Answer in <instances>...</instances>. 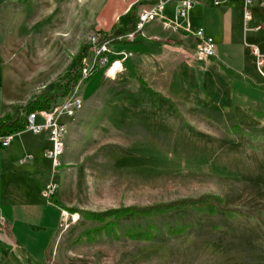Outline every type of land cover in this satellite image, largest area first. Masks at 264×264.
Instances as JSON below:
<instances>
[{
    "label": "rangeland",
    "instance_id": "obj_1",
    "mask_svg": "<svg viewBox=\"0 0 264 264\" xmlns=\"http://www.w3.org/2000/svg\"><path fill=\"white\" fill-rule=\"evenodd\" d=\"M175 2L179 0H172L166 6ZM137 3L135 19L138 29L141 15L145 11L160 10L161 0H43V41H38L43 48L44 61L37 65L38 71L43 70L44 87L41 90H53L56 83L74 69L77 56L85 46L88 50L83 56L79 77L85 66L95 68L81 86L83 104L84 89L92 77L102 75L106 81L103 86L122 83L123 75L117 71L121 68L116 64L110 69L116 62L122 64L131 54H169L200 62L209 60L198 56V46L185 52L178 44H173L171 49L158 52L147 44L153 41L148 25L154 21L160 22L163 28L159 38L171 39L164 34L187 27L178 24L179 28L175 29L173 26L177 23L164 15L166 6L161 10L163 18L147 23L135 37L136 42L117 44L120 36L99 43L100 34L109 37L116 28L131 23ZM239 20L235 16V23ZM254 23H251L252 27L257 25ZM242 25L235 53L251 63L248 45L255 43L261 47L264 33H246ZM39 33L36 34L38 38L41 37ZM244 35L248 36L247 44ZM104 44H108L112 54L103 67L97 58L96 47ZM140 44L144 46L138 52L136 49ZM121 53H126L127 57ZM253 65L251 63L247 67V78L252 76L253 70L256 71ZM138 74L132 77L140 78L144 83L147 76ZM256 77L258 81L247 80L245 88L237 85L234 90H196L198 87L195 85L187 87V90L97 91L90 101L168 103L173 113L185 115L188 123L183 119L170 128L162 122H149L146 126L154 141L136 144L139 147L146 145L148 151L141 152L144 147L135 151L134 157L139 156L132 162L122 159L132 153L111 148L113 145L108 143L100 145L97 160H91L97 165L85 174L78 173L80 168H73V177L63 184L60 174L66 172L67 167L62 165L59 168L54 193L47 190L52 180V161L45 156L47 146L44 140L33 141L24 134L16 136L10 148L0 151V174L5 163L18 167L22 164V156L34 155L35 160L28 165L39 163L46 168L40 179L38 193L41 196H31V200L43 209V216H26L23 201L15 204L7 200V182L18 175V170L12 166L8 168L10 171H5L4 179H0V231L5 238L0 239V264H264V230L255 221L229 219L221 213L209 215L182 210L152 219L127 217L119 221L124 232L133 226L157 225L160 232L151 242L112 241L109 238L79 242L80 235L95 223L49 202V197L54 194L69 208L100 212L197 198L211 193L221 196L227 206L264 213V119L255 114V110L264 111V88L255 86L264 87V78L258 72ZM51 83L53 88L49 87ZM136 83L137 80L128 86L138 87ZM67 95L56 103H62ZM63 121L68 123V118ZM235 124L245 134L234 133ZM7 219H20L24 223H17L14 226L16 230L12 231ZM175 225L189 226L188 234L169 237L165 228Z\"/></svg>",
    "mask_w": 264,
    "mask_h": 264
},
{
    "label": "crops",
    "instance_id": "obj_2",
    "mask_svg": "<svg viewBox=\"0 0 264 264\" xmlns=\"http://www.w3.org/2000/svg\"><path fill=\"white\" fill-rule=\"evenodd\" d=\"M194 1V7L187 18L178 16L179 2L166 6L164 15L168 20L182 26L190 24L194 29L204 28L207 35L213 37L217 43V56L200 62L188 58L186 60L183 56L172 57L169 54L148 56L134 53L122 64L117 63L122 66L119 70V75H123L121 84L103 86L106 81L103 80L100 73L98 78L92 77L84 89L83 109L76 117L68 118V133L64 142L65 152L60 160L61 164L67 167V170L60 174L61 183L65 184L68 179L73 177L71 171L73 168H80L78 173L85 174L88 169L97 165L91 160H97L99 156L97 153L100 152L99 146L104 143L113 145L111 148L116 150L121 149V151L132 153V155L122 158L126 159L127 162H132L139 156L134 157L135 151H139L142 147L144 148L141 152L148 151L146 145L142 144V147H139L136 144L154 141L153 138H150L151 133L146 126L149 122H162L165 125L168 124L170 128L174 124H180L183 119L188 123L187 117L183 114L173 113L172 106L168 103L135 100L125 102L90 101L91 96H94L97 91L187 90V87L195 85L198 87L196 90H234L238 86L245 88L247 80L258 81L257 69L256 71L253 70L252 76L247 78L246 75L247 67L251 63L254 64L252 55L248 53L252 62L250 63L248 60L249 63H247L241 54L235 53L237 50L236 43L239 42V28L243 23V1L229 0L219 6L214 4V0ZM42 2L43 0H0V116L10 112L13 106L26 105L37 97L52 91L41 90L44 87L43 70H37V65L44 61L43 48L38 41V39L43 41ZM260 2L261 0H256L255 3V25L264 23V8ZM39 10L40 15L38 14ZM235 16L240 18L237 23H235ZM148 27V33L153 36L151 38L153 41L147 44L158 52H165L166 48L171 49L173 44H178L182 51L187 52L188 49H195L200 44L199 38L186 35L185 31L181 29L164 34L172 40L167 37L159 38L163 29L160 22L154 21ZM37 33L41 34L40 38L37 37ZM247 38L248 36L244 35V39ZM252 44L259 46V44ZM140 45L136 49L138 52L144 46V44ZM260 48L264 51V43L261 44ZM253 66L256 67L255 64ZM138 72L147 76V79L145 77L143 80L144 83H142V79L132 77ZM127 75L132 78L130 79ZM136 80L138 87L130 88L128 85ZM189 81L191 82L189 83ZM49 87L53 88L52 83ZM22 134L32 138L33 141L42 138L45 146H47L45 149L50 146L45 134L39 136ZM125 143L128 145H123ZM26 155L29 154L24 156ZM11 166L18 170V175H16V179L7 182V200L15 204L23 201L26 216H38L40 214L43 216V209L31 200V196L36 194L41 196L38 193L40 179L45 174L46 168L39 163L33 165L20 164L18 167L5 163L0 179H4L3 173L10 171L8 168ZM6 223L11 225V230L14 231L16 230L14 226L17 223L23 224L24 221L7 219ZM0 239H5L1 231Z\"/></svg>",
    "mask_w": 264,
    "mask_h": 264
},
{
    "label": "trees",
    "instance_id": "obj_3",
    "mask_svg": "<svg viewBox=\"0 0 264 264\" xmlns=\"http://www.w3.org/2000/svg\"><path fill=\"white\" fill-rule=\"evenodd\" d=\"M138 6L139 3L134 6L133 19L128 26L116 28L109 37L100 34L99 43L108 41V39H115L122 35L136 32L137 20L135 19V14ZM116 43L120 45L130 44L125 41H118ZM87 50L88 47L85 46L80 51L74 65V69L71 72H68L64 79L59 82L50 93L44 96H39L28 102L26 105L13 106L10 112L0 116V135H11L23 131L26 126V119L21 116L22 112L29 114L32 111L49 109L58 101L60 97L67 95L71 90H73L78 83L79 74L83 68V56ZM255 86L260 89L264 88L260 85ZM255 114L261 119H264L263 110H255ZM233 132L236 134H245L244 130L238 124L233 126ZM49 202L70 214H79L84 220L95 223L94 227L88 229L80 235L79 242H93L101 238H109L112 241L129 239L131 241L151 242L160 232L157 225L148 224L146 226H133L124 232L119 224V221L127 217L152 219L160 215L182 210H192L200 214L209 215L221 213L229 219L243 218L257 222L264 230L263 212H256L254 210L238 206H227L221 196L211 193L204 194L197 198H184L147 206L121 207L100 212L69 208L64 206L55 195H51L49 197ZM189 229L190 227L187 225H175L165 228V233L169 237H181L186 236Z\"/></svg>",
    "mask_w": 264,
    "mask_h": 264
},
{
    "label": "built area",
    "instance_id": "obj_4",
    "mask_svg": "<svg viewBox=\"0 0 264 264\" xmlns=\"http://www.w3.org/2000/svg\"><path fill=\"white\" fill-rule=\"evenodd\" d=\"M165 1V2H164ZM172 0H161L160 10H154L151 12L145 11L140 17V24L138 29L134 33L122 35L120 41L133 43L135 37L142 31L147 23L155 18H163L162 14L164 7ZM229 0H214L216 6L222 5ZM243 8V24L245 32H264V23H260L256 26H251V23L255 20V3L256 0H242ZM194 0H179L180 7L178 9V16L180 18H187L194 7ZM260 5L264 8V0H261ZM178 25V24H177ZM173 26L175 29L179 28V25ZM185 33L189 36H194L200 39V44L197 47L198 56L202 59H210L217 56L218 46L215 39L207 35L204 28H192L189 24L187 27H183ZM108 44H104L100 47H96L97 58L100 59V65L106 66L109 62V56L112 54L111 50L107 48ZM249 46V45H248ZM251 55L254 59L257 72L264 78V51L257 45H250ZM127 57L126 53H121ZM121 62H116L113 67ZM93 68H95L93 66ZM84 67L78 83L71 90L68 95L63 99V102L53 104L49 109L32 111L29 114L23 112L22 117L26 119L25 129L19 133L11 135H0V149L9 148L15 137L26 133L32 136H39L42 134L47 135L49 148L45 151V156L52 161L51 177L52 180L47 185L48 193H54L57 189L55 178L59 174V168L62 166L60 159L65 152L64 139L68 133V124L63 121L65 117L74 118L83 108V98L81 97V86L88 80L93 69ZM119 71V69L117 70ZM24 115V116H23ZM35 159L34 155H26L22 158V164L29 163ZM54 195V194H51Z\"/></svg>",
    "mask_w": 264,
    "mask_h": 264
},
{
    "label": "bare ground",
    "instance_id": "obj_5",
    "mask_svg": "<svg viewBox=\"0 0 264 264\" xmlns=\"http://www.w3.org/2000/svg\"><path fill=\"white\" fill-rule=\"evenodd\" d=\"M117 68H122V66L120 64L116 65ZM76 219H78V216L75 217Z\"/></svg>",
    "mask_w": 264,
    "mask_h": 264
}]
</instances>
